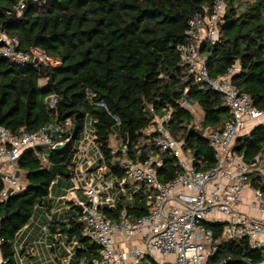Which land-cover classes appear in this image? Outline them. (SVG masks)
Returning a JSON list of instances; mask_svg holds the SVG:
<instances>
[{
    "label": "trees",
    "instance_id": "1",
    "mask_svg": "<svg viewBox=\"0 0 264 264\" xmlns=\"http://www.w3.org/2000/svg\"><path fill=\"white\" fill-rule=\"evenodd\" d=\"M214 1L0 0V34L16 37L19 50L37 47L59 59L57 66L20 64L0 53V125L17 133L54 122L60 126L55 139L67 142L57 151L44 145L26 148L17 159L22 188L0 199V264H20L16 235L39 206L49 207L45 198L53 181L75 174L77 143L88 126L100 154L99 166L107 171L104 177L115 175L117 186L126 177L124 160L141 162L154 155L160 181L181 171L175 158L156 147L150 131L164 114L165 125L193 153L195 164L201 169L214 164V147L206 134L222 130L230 112L219 92L189 72L177 49L189 41L190 17L210 12ZM225 2L217 39L202 44L200 52L211 77L222 76L237 63L231 79L259 110L264 107V0ZM51 94L57 101L54 107L47 101ZM183 101L199 107L198 124ZM234 146L243 161L262 160V172H250L249 184L264 195V122L237 137ZM44 147L49 154L42 158ZM134 183L139 187L129 197H118L116 207L101 208L106 216L115 218L125 209L135 219L150 210L152 189ZM2 188L0 178V192ZM71 209L75 212L68 222H48L52 232H65L67 241H76L64 264H94L101 256L99 246L82 234L80 209ZM208 227L218 238L208 264L264 263V248L224 237L221 223Z\"/></svg>",
    "mask_w": 264,
    "mask_h": 264
},
{
    "label": "built area",
    "instance_id": "2",
    "mask_svg": "<svg viewBox=\"0 0 264 264\" xmlns=\"http://www.w3.org/2000/svg\"><path fill=\"white\" fill-rule=\"evenodd\" d=\"M22 7L23 3L19 4L18 10ZM225 7V0H215L210 12L192 15L188 20L189 41L177 45L189 72L196 80L219 92L230 112L222 130L206 134L207 141L214 147V164L206 169L199 168L193 153L185 149L182 140L175 139L165 125L167 114L160 116L150 127L154 144L175 158L181 171L173 179L160 181L157 177L159 162L154 155H148L141 162L123 161L126 177L148 185L155 198L150 210L135 219L127 216L125 209L112 219L101 210L102 207H116L117 198L103 200L101 197L109 192L113 183L104 179L105 185L99 182L85 185L89 201L82 204L78 221L83 225L82 234L97 244L101 251L94 264H208L218 244V238L208 227L213 223H221L222 235L226 238L244 239L254 248H264V195L249 184L251 167L260 171L262 164L259 160L251 164L243 161L234 146L237 137L243 134L244 125L264 116V107L256 109L249 96L232 81L233 74L239 69L237 63L229 66L222 76L211 77L200 52L202 44L214 43L217 39ZM16 45V37L8 36L7 44L0 48V53L20 64H59L58 58L37 47L22 51ZM47 101L50 107L57 103L53 94ZM185 103L182 102L184 107ZM59 131L60 126L54 122L42 125L33 132L21 129L17 133L8 132L0 125V178L3 186L0 199L22 188L16 168L22 151L30 147L44 145L52 148L60 144L63 141L55 139L60 136ZM120 149L125 154V146ZM81 166L78 164L84 176ZM56 182L55 179L53 184ZM247 185H250L253 195L250 205L261 214L260 218L240 209L242 193ZM42 230L46 232V227Z\"/></svg>",
    "mask_w": 264,
    "mask_h": 264
},
{
    "label": "crops",
    "instance_id": "3",
    "mask_svg": "<svg viewBox=\"0 0 264 264\" xmlns=\"http://www.w3.org/2000/svg\"><path fill=\"white\" fill-rule=\"evenodd\" d=\"M260 122H264V120H260ZM260 122L257 123L259 124ZM252 125L248 127L249 130ZM248 129L243 130V133L248 132ZM85 162L86 160L83 161L81 167L86 173L87 169L93 168L94 163H90L87 166ZM78 171H81L80 168ZM107 179L105 178V180ZM96 182L94 179L92 184L94 185ZM83 186L85 187V185ZM66 188H69L68 180L57 181L53 185L50 194L45 198V202L49 203V207L46 205L43 207L39 206L34 211L29 224L17 233L14 248L20 264H64L69 261L72 254L71 249H69V243L65 240L64 235H60L59 230L52 232L48 224V222L52 221H59L60 223L68 222V217L74 211L71 210V206L78 207L79 209L82 208L79 196L77 197L78 202L65 198L66 195L63 190ZM242 196L243 204L240 206V209L255 218H260L261 214L250 205V200L253 196L250 185L245 186ZM62 204L65 208L63 210H61ZM43 227H46V232L42 230ZM21 251H23V254Z\"/></svg>",
    "mask_w": 264,
    "mask_h": 264
},
{
    "label": "rangeland",
    "instance_id": "4",
    "mask_svg": "<svg viewBox=\"0 0 264 264\" xmlns=\"http://www.w3.org/2000/svg\"><path fill=\"white\" fill-rule=\"evenodd\" d=\"M249 1H253V0H249ZM185 107L190 111L191 114H193L194 119L193 122L194 124H198L201 119H202V113L199 109V107L192 103V104H187L185 103ZM260 120H264V116H260L259 119L248 122L244 125L243 130H245L246 128L248 129V127L250 125H252L253 123H257L260 122ZM258 124V123H257ZM256 124H253L251 126V129L253 126H255ZM250 129V130H251ZM249 131V129H248ZM93 136L91 133V128L88 126L86 128V130L83 133V137L82 140L84 142V145H82V142H78L77 146H78V150L79 152L77 153L76 156V161H77V168L75 171V174L70 177L67 178L65 180L69 181V188L64 189L63 191L65 192L66 197L65 198H69V200L73 199L74 201H77V197H80V202L82 204H86L89 200L85 194V189L83 185H86L87 183L92 184V182L94 181V179L102 184H106L105 181L103 179L108 178L107 181L109 183H113V186L109 189V192H105L101 195L103 200L108 199L109 197H114V198H118L121 195H126L127 197L130 196V192L137 189L139 187L138 184H135L133 181H131L129 178L127 177H121V179L119 180V186H117V179L115 177V175L111 174L110 176L104 177L105 173L107 172L106 169L103 166H99V157L100 154L96 148V145L94 143V141H92ZM91 146V147H90ZM112 146L115 147V141L113 140L112 142ZM81 147L83 148L82 150ZM41 157H47L49 154L48 148L44 147L41 151ZM86 158V164L87 166L90 163H94L93 168H91L90 170L87 169L85 175L83 176L79 171V167L78 164H82L83 163V159ZM260 161V160H259ZM260 164H262L261 166H263V162L262 160L260 161ZM257 170L259 171V169H257V167H251V172ZM260 172H262V169L260 170ZM61 180H64V178H61ZM128 185V186H125ZM54 185V184H53ZM65 209L63 204L61 207V210ZM72 211L74 209H71ZM75 211L72 212V214ZM70 214V215H72ZM60 235H64L65 240L67 241V235L65 234V232L60 233ZM69 243V249L73 248L74 244H76V241L73 240L72 242L67 241Z\"/></svg>",
    "mask_w": 264,
    "mask_h": 264
},
{
    "label": "water",
    "instance_id": "5",
    "mask_svg": "<svg viewBox=\"0 0 264 264\" xmlns=\"http://www.w3.org/2000/svg\"><path fill=\"white\" fill-rule=\"evenodd\" d=\"M7 37L5 34H0V45H6L7 44ZM67 144V142H61L60 144L54 145L51 150L57 151L60 150V148L64 147ZM81 210V208H80Z\"/></svg>",
    "mask_w": 264,
    "mask_h": 264
}]
</instances>
